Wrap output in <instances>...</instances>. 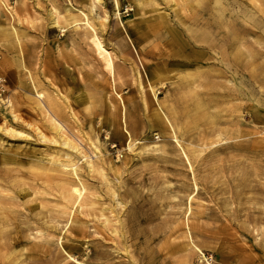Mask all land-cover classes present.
I'll return each mask as SVG.
<instances>
[{
    "label": "rangeland",
    "instance_id": "obj_1",
    "mask_svg": "<svg viewBox=\"0 0 264 264\" xmlns=\"http://www.w3.org/2000/svg\"><path fill=\"white\" fill-rule=\"evenodd\" d=\"M0 264H264V0H0Z\"/></svg>",
    "mask_w": 264,
    "mask_h": 264
},
{
    "label": "bare ground",
    "instance_id": "obj_2",
    "mask_svg": "<svg viewBox=\"0 0 264 264\" xmlns=\"http://www.w3.org/2000/svg\"><path fill=\"white\" fill-rule=\"evenodd\" d=\"M94 4V3H93ZM93 9V8H92ZM58 21V19H56V18H54V20H53V23H56ZM74 166V165H73ZM73 166H71V167H73ZM69 189H71V188H69ZM70 192V191H69ZM71 192H74V193H76L77 195H80V190H79V188H77L76 186H74L72 189H71ZM71 196H72V194H71ZM121 205V204H120ZM190 208V207H189ZM71 211V210H70ZM187 213V212H186ZM69 221V220H68ZM58 239V238H57ZM201 256L203 257L204 256V254L202 253L201 254ZM206 260H207V258H205Z\"/></svg>",
    "mask_w": 264,
    "mask_h": 264
}]
</instances>
